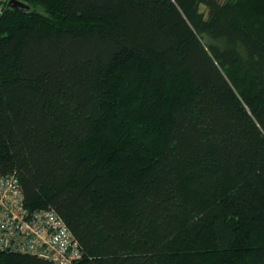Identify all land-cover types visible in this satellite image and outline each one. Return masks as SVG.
I'll return each instance as SVG.
<instances>
[{"label": "trees", "instance_id": "1", "mask_svg": "<svg viewBox=\"0 0 264 264\" xmlns=\"http://www.w3.org/2000/svg\"><path fill=\"white\" fill-rule=\"evenodd\" d=\"M10 1L0 175L77 264H264V0Z\"/></svg>", "mask_w": 264, "mask_h": 264}, {"label": "built area", "instance_id": "2", "mask_svg": "<svg viewBox=\"0 0 264 264\" xmlns=\"http://www.w3.org/2000/svg\"><path fill=\"white\" fill-rule=\"evenodd\" d=\"M9 0H0V11ZM0 250L36 255L52 264H77L78 240L53 209L31 210L20 180L0 175Z\"/></svg>", "mask_w": 264, "mask_h": 264}, {"label": "water", "instance_id": "3", "mask_svg": "<svg viewBox=\"0 0 264 264\" xmlns=\"http://www.w3.org/2000/svg\"><path fill=\"white\" fill-rule=\"evenodd\" d=\"M10 5L14 8H28V6L18 0H11Z\"/></svg>", "mask_w": 264, "mask_h": 264}]
</instances>
